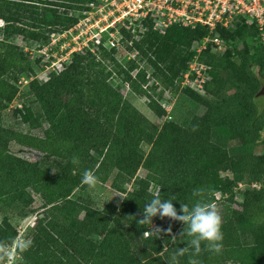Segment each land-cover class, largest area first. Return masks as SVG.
Masks as SVG:
<instances>
[{
  "label": "trees",
  "instance_id": "1",
  "mask_svg": "<svg viewBox=\"0 0 264 264\" xmlns=\"http://www.w3.org/2000/svg\"><path fill=\"white\" fill-rule=\"evenodd\" d=\"M90 1L96 0H0V20L4 22L0 41V118L6 103L16 97L19 75L33 74L27 52L9 39L20 36L44 42L52 32L75 25L79 12L86 9L82 5ZM142 25V32L134 38L120 28L121 42H131L127 49L141 58L150 54L148 64L153 75L162 76L164 84L170 86V74L176 77L186 71L193 55L180 57L179 50L199 44L206 29L173 25L159 35L150 20ZM216 36L227 46L221 55L223 74L216 78V87L206 82L210 99L188 87L182 89L183 95L205 108L201 117L185 125L164 121L157 128L126 100L110 84L113 75L135 95L144 97L157 119L166 117L165 109L151 96L146 72L137 61L119 62L117 50L101 44L94 52H73L60 70L47 72L45 81L33 78L28 83L29 94L48 124L43 137L12 133L0 126V204L5 208L18 204L29 211L31 193L39 194L43 201L42 214L32 228V246L17 254L18 264H172L173 255L187 247L191 239L180 235L185 225L157 216L153 221L158 228L171 227L172 234L144 237L149 225H139L132 216L141 215L144 205L155 195L161 199L174 196L178 210L181 203L191 207L198 199L193 190L198 188L204 189L206 202L216 203L217 195H227L231 203L239 182L221 175L226 170L236 172L246 185L242 201L238 209L225 206L222 251L210 252L202 243V252L195 258L202 264H264V189L249 187L264 179V157L251 150L264 127V99L257 96L264 85V49L253 24H237L232 30L217 28ZM244 37L257 45L255 52L237 46V39ZM210 45L202 56L209 52ZM201 61L211 73V61L202 57ZM83 91L102 104L99 116L75 99ZM15 111L24 122L31 118L29 108ZM213 131L239 141L249 151L231 159L214 142ZM11 142L42 154L53 170L13 154ZM142 144L149 150L145 151ZM74 155L79 157V165L72 163ZM139 169L147 172L145 177L136 178ZM85 170H93L100 183H106L115 172L110 186L124 194L118 206L109 203L98 210L70 198L74 190L82 187ZM150 184L156 186L155 194L149 191ZM16 235L15 227L3 216L0 241L10 244ZM134 241L139 243L137 252ZM192 251L189 248L185 255L177 257L178 264H188Z\"/></svg>",
  "mask_w": 264,
  "mask_h": 264
},
{
  "label": "rangeland",
  "instance_id": "2",
  "mask_svg": "<svg viewBox=\"0 0 264 264\" xmlns=\"http://www.w3.org/2000/svg\"><path fill=\"white\" fill-rule=\"evenodd\" d=\"M85 3L84 6L86 8ZM41 9L44 11L47 9V6H41ZM86 9L79 12V18L83 17V14ZM74 11H72L73 13ZM75 14V12H74ZM4 22L0 20V41L2 40V28ZM234 29V28H233ZM232 30V29H231ZM63 32V31H62ZM62 32H52L48 39L44 40V42H35L32 40H25L22 37L17 36L9 39V41L13 44H16L20 48H22L28 55V65L31 69L32 73L25 72L23 75H19V78L16 82L17 85V93L16 97L11 100V102L6 103V107L1 110L2 118H0V126L4 128V130H8L12 133H23L29 134L32 136L43 137L44 132L48 129V124L45 121L43 114L39 105L34 101L33 97L29 94L28 91V83L36 78L39 82H43L47 79V72L49 70H60L64 64H66L71 56L68 53V50L72 48V46H76L75 43L72 42V39L68 34L60 35ZM51 37V35H53ZM237 46L240 49H246L250 53L255 52V45L250 38H240L237 39ZM199 44L192 45L188 50H179L180 57H187L189 53H193L191 56V60L197 57L201 61V57L203 59H207L211 61L210 71L211 73H206V81L202 84V87L195 83L193 78L189 77L187 79L184 78L183 73L179 74L176 77H173L170 74L171 79L173 80L172 85L164 84L163 78L160 75H153V70L148 64V57L141 58L134 52H131L127 49V46H130L128 43H121L116 52V58L119 62H124L128 60V58H134L140 69L144 70L147 75V86L152 89L149 91L151 96L158 101V103L165 109L166 117L164 119H157L148 109L146 105V99L144 97H139L135 95L130 87L123 83L121 79L117 76H112L109 80L110 84L117 88L123 95V97L128 100L143 116L147 118V120L160 128L164 121H174L178 124L185 125L190 120L197 117H201L205 111V108L197 103L196 101L186 97L182 93V89L185 87L194 90L199 96L202 98L210 99L212 95L209 96L210 91H208V87L206 86V82H212L213 86L216 87V78L223 74L221 72V67L223 65L224 59L221 56L225 51L227 46L224 42L221 41L219 45L211 44L209 48V52L202 56L201 53H197V48ZM208 46V44H207ZM206 46V49H207ZM1 52V49H0ZM189 61V62H190ZM203 62V61H201ZM204 63V62H203ZM188 64V63H187ZM205 64V63H204ZM206 65V64H205ZM166 65H161V68H165ZM208 67V66H207ZM177 68H180L177 65ZM208 70V69H207ZM189 88V89H190ZM219 88V86H218ZM260 99H263L262 96ZM75 99L86 108L91 114L94 116H99L102 104L95 100V98L91 97L86 92H81L75 96ZM26 108H29L31 111V118L29 121H22L19 114L16 113L15 109L24 111ZM212 135L214 137V142L227 151L228 155L231 159H237L239 154L244 152H248L249 150L242 147L239 141L237 140H229L223 134L218 131H213ZM142 148L145 151L149 150V146L146 144H142ZM253 152L264 157V127L259 131L258 140L255 142L253 148H251ZM250 150V151H251ZM10 151L22 157L28 161H38L40 164L52 171L53 167L51 166L50 161H46L43 159V155L33 151L24 149L15 143H10ZM147 172L144 169H139L136 173V178L145 177ZM115 172H112L109 179L106 183H98L96 188H89L87 185H82V187L74 190L71 194L70 198L73 200H77L82 203H87L93 208L98 210H102L107 204L111 203L115 206H118L124 197V194L117 192L111 186V180ZM221 175L228 176L231 178L232 182L237 183L234 188V199L230 203L226 200V196L217 195L216 196V205L220 210L221 215L223 216L225 212V206L232 207L234 209H238V204L242 201V193L243 189L246 188V185L241 183L239 175L231 170H226L221 172ZM261 188L264 189V179L260 182ZM130 185L127 186V189L130 190ZM149 191L151 193H156L157 188L155 185L150 184ZM33 198V203L31 206V210H27L22 208L20 205L15 204L11 208H5L2 204H0V220L3 216H5L10 223L15 227L17 231V236H23L27 239H30L33 231V225L35 223V219L40 217L42 214V205L43 201L39 194L31 193ZM155 223V222H154ZM151 226V225H150ZM249 244L250 240L247 241ZM133 249L135 252L138 251L139 243L134 241ZM20 262V258L18 255L16 256L14 264H18ZM223 264H237L233 261H226Z\"/></svg>",
  "mask_w": 264,
  "mask_h": 264
},
{
  "label": "built area",
  "instance_id": "3",
  "mask_svg": "<svg viewBox=\"0 0 264 264\" xmlns=\"http://www.w3.org/2000/svg\"><path fill=\"white\" fill-rule=\"evenodd\" d=\"M145 20L152 22L153 30L159 35H164L173 25L205 28L206 35L196 50L198 54L206 49L207 44L221 43L216 36L217 28L230 30L237 24H253L259 34V43L264 49V0L90 1L86 4L83 17L60 35L68 34L76 45L68 50L69 54L83 49L94 52L100 44L106 49L117 50L123 39L120 28L129 31L134 38L137 33L142 32V23ZM53 36L54 34L51 35ZM128 44L131 45V42ZM207 69V65L195 57L188 63L184 78L191 77L202 87L206 81ZM249 187L259 189L261 184L256 182ZM153 224L158 227L154 221ZM151 228L152 226L149 225V232Z\"/></svg>",
  "mask_w": 264,
  "mask_h": 264
},
{
  "label": "clouds",
  "instance_id": "4",
  "mask_svg": "<svg viewBox=\"0 0 264 264\" xmlns=\"http://www.w3.org/2000/svg\"><path fill=\"white\" fill-rule=\"evenodd\" d=\"M79 157L73 156L72 163L79 165ZM81 183L89 188H96L99 179L93 170H85L82 174ZM193 196L197 197V201L189 207L187 204L181 203L178 210L173 201L175 197L161 199L158 195L144 205L142 214L132 216L137 218L136 222L139 225H151V232L145 231L144 237L150 234H172V229H161L153 224V219L157 216L160 219L169 218L172 221H177L185 225L181 232V236L191 237L187 242V247L180 248L172 257V264H178L177 257L185 255L191 248L192 256L189 258L188 264H202L195 257H198L202 252V243H205L207 250L219 254L222 251L224 239L222 226L223 217L217 205L210 201H205L204 189H194ZM159 235L158 237H160ZM32 240L23 236L12 238L11 243L0 241V264H14L18 253L26 252L32 246Z\"/></svg>",
  "mask_w": 264,
  "mask_h": 264
},
{
  "label": "water",
  "instance_id": "5",
  "mask_svg": "<svg viewBox=\"0 0 264 264\" xmlns=\"http://www.w3.org/2000/svg\"><path fill=\"white\" fill-rule=\"evenodd\" d=\"M257 96H262L264 99V85L261 87V89L259 90V92L257 93Z\"/></svg>",
  "mask_w": 264,
  "mask_h": 264
}]
</instances>
